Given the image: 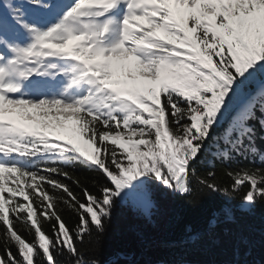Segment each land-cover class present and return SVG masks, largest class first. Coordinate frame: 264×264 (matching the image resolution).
Returning a JSON list of instances; mask_svg holds the SVG:
<instances>
[{
    "label": "snow or ice",
    "instance_id": "snow-or-ice-1",
    "mask_svg": "<svg viewBox=\"0 0 264 264\" xmlns=\"http://www.w3.org/2000/svg\"><path fill=\"white\" fill-rule=\"evenodd\" d=\"M0 264H264V0H0Z\"/></svg>",
    "mask_w": 264,
    "mask_h": 264
},
{
    "label": "trees",
    "instance_id": "trees-1",
    "mask_svg": "<svg viewBox=\"0 0 264 264\" xmlns=\"http://www.w3.org/2000/svg\"><path fill=\"white\" fill-rule=\"evenodd\" d=\"M69 223H74L69 212L63 213ZM138 224L136 217L128 210H124L117 218L110 237L106 243V252L114 249L124 248L128 245V233ZM46 230H50L49 225H44Z\"/></svg>",
    "mask_w": 264,
    "mask_h": 264
}]
</instances>
